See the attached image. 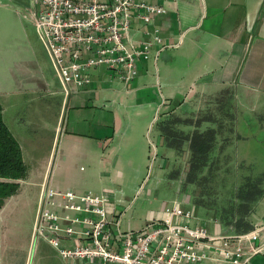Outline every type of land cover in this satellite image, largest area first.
<instances>
[{"label": "crops", "instance_id": "1", "mask_svg": "<svg viewBox=\"0 0 264 264\" xmlns=\"http://www.w3.org/2000/svg\"><path fill=\"white\" fill-rule=\"evenodd\" d=\"M152 1L163 2L167 10L153 23L164 48L140 61L137 76L128 84L96 68L90 70L89 86L65 97L44 45L38 44L37 49L42 57L31 58L24 44L18 48L15 43L0 42L2 117L27 168L18 191L8 197L22 192L23 200L7 198L0 208V230L7 222L14 223V230L2 238L8 248H0V264H28L29 260V264H35L34 260L37 264H67L46 239L33 236L43 184L106 196L124 230L122 222L136 201L143 176L139 168L149 160L150 144L162 159L157 174L178 152L167 146L162 116L181 109L194 114L203 100L226 94L233 103L231 113L237 115L242 104L248 105L252 113L247 118L253 121L255 136L264 131V0ZM63 110L68 115L64 127L60 123ZM173 125L176 128V121ZM167 184L163 192L154 186L145 189L148 203L158 202V208L140 218V225L132 227L127 218V226L141 228L152 215L162 216L164 208L177 204L193 211L192 225L201 221L211 233H226L215 219L216 229L210 230L208 223L213 222L203 220L204 212L195 209L189 195L184 191L179 197L180 190L170 181ZM252 216L248 231L261 227L256 243L262 244L264 192L253 204ZM201 264L231 263L206 259ZM246 264H264V249Z\"/></svg>", "mask_w": 264, "mask_h": 264}, {"label": "built area", "instance_id": "2", "mask_svg": "<svg viewBox=\"0 0 264 264\" xmlns=\"http://www.w3.org/2000/svg\"><path fill=\"white\" fill-rule=\"evenodd\" d=\"M164 1V0H163ZM29 14L51 59L65 97L89 86L90 70L104 68L125 84L140 61L164 48L153 23L167 10L152 0H32ZM109 198L42 185L33 236L46 239L67 264H246L264 249L261 227L244 233H211L192 210L177 204L138 229L120 228ZM65 238L67 244H61Z\"/></svg>", "mask_w": 264, "mask_h": 264}, {"label": "rangeland", "instance_id": "3", "mask_svg": "<svg viewBox=\"0 0 264 264\" xmlns=\"http://www.w3.org/2000/svg\"><path fill=\"white\" fill-rule=\"evenodd\" d=\"M4 5H8L7 9H4ZM32 8V0H0V42L15 43L18 48L24 44L29 48L28 56L33 54L31 58H35L42 57L37 49L38 44L43 46V42L37 32L35 22L29 14ZM230 102L231 99L229 101L227 95L223 94L203 100L200 104L201 109L194 114L188 115L189 113H185V109H181L162 116L163 112L160 111L158 117L162 116L163 120H166L165 123L170 126L172 124L173 130L177 131L178 141H180L179 150L176 157L167 160L163 170L157 174L159 172L158 164L162 159L160 160L159 150L150 144L149 160L139 168V171L143 169V176L135 196L136 201L125 213L126 219L122 222L123 229L131 228L135 224L140 225V218L144 217L147 212L158 208V202L148 203L145 189L154 186L156 191L160 189L162 192L167 191V181H170L175 189L180 190L179 197H182L185 191L191 202L195 204V209L198 210L200 207L199 210L204 212L203 220L209 218L213 222L212 224L208 223L210 230L215 231L218 222L226 233H242L244 230L236 227L235 223L229 225L227 219L235 220V222L242 219L244 223H252V213L243 212L240 204H245L244 201L241 202L244 190L249 185L253 186V180L260 178L259 186L264 189V131L259 137H257L259 134L255 136L257 130L253 129V121H249L247 118L251 116L252 112L245 104H242V111L237 110V115L234 113L236 122L231 121L230 112L232 111L230 109L233 108V103ZM243 112H245L244 115ZM62 117H64V122ZM67 117L66 111L63 110L60 122L62 127L67 122ZM205 119H209V121ZM175 121L176 128L173 125ZM207 128L215 131L212 135L214 139H211L213 143L209 146L207 153L193 157L194 160H192L188 143L190 141L185 140V137L195 131ZM167 175H170L172 179ZM174 188L170 196L174 195ZM21 196L22 192L19 196L15 195L12 198L14 201H22ZM10 199L8 198V200ZM234 212V216L230 214ZM15 214L16 212L10 218L15 217ZM200 214L201 218L202 213ZM127 218H131V226H127L125 223ZM214 219L217 221L216 223ZM26 226L24 228L28 232V223ZM13 230L14 223L12 221L7 222L6 226L0 230L1 250L8 248L4 245L2 238ZM60 243L66 245L67 240L62 238ZM14 249L16 248L14 247ZM45 251L51 252V249L46 247ZM33 254L34 248L31 258ZM35 261L34 263L37 264Z\"/></svg>", "mask_w": 264, "mask_h": 264}, {"label": "trees", "instance_id": "4", "mask_svg": "<svg viewBox=\"0 0 264 264\" xmlns=\"http://www.w3.org/2000/svg\"><path fill=\"white\" fill-rule=\"evenodd\" d=\"M230 117L231 121H234V114L231 112ZM205 120L209 121V119ZM164 122H166V120H164L163 123ZM162 131L167 146L179 150L178 144H180V141H178L179 137L177 131H174L173 127L167 123L162 127ZM213 132H215L213 129L207 128L202 131H195L185 137V140L190 141L188 143L190 146V153L192 154V160H194L193 157L208 152L209 146L213 143ZM26 175L27 168L23 162L21 148L3 120L2 107L0 104V208L4 204L5 199L18 191L20 185L19 180L24 179ZM260 183V178H257L253 180V186L249 185L244 190L243 200H240L241 202L244 201L245 204L241 203L240 206L242 211L246 214L248 212L252 213V204L258 201L264 192L263 188L259 186ZM230 214L234 216L235 212ZM227 222L229 225L235 223L236 227H239V229L244 231H248L252 227L250 223L242 222V219L237 220L236 222L235 220L231 221L230 219H227Z\"/></svg>", "mask_w": 264, "mask_h": 264}]
</instances>
